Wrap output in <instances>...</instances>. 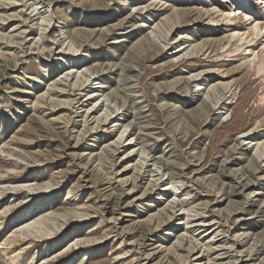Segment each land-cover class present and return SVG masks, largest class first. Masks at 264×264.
<instances>
[{
	"label": "rangeland",
	"instance_id": "rangeland-1",
	"mask_svg": "<svg viewBox=\"0 0 264 264\" xmlns=\"http://www.w3.org/2000/svg\"><path fill=\"white\" fill-rule=\"evenodd\" d=\"M0 264H264V0H0Z\"/></svg>",
	"mask_w": 264,
	"mask_h": 264
},
{
	"label": "bare ground",
	"instance_id": "bare-ground-1",
	"mask_svg": "<svg viewBox=\"0 0 264 264\" xmlns=\"http://www.w3.org/2000/svg\"><path fill=\"white\" fill-rule=\"evenodd\" d=\"M256 10V9H255ZM257 11V10H256ZM261 13V10L259 9V14ZM256 15V14H255ZM259 28V26H255L254 27V31H256L257 29ZM107 34V33H106ZM246 40V38L243 36V35H240V34H238V36H237V41L238 42H243V41H245ZM161 41H162V39H161ZM165 42V41H164ZM165 46H167V45H165ZM179 47V46H178ZM178 47H176V50H177V48ZM246 51H248L249 53H250V55H251V57L252 58H249V61L248 62H250V64H253V62H255L256 61V59H257V55L255 54V49L253 48V46H252V44L250 43L249 45H248V47L246 48ZM185 56H187L188 54H184ZM76 56H74V57H72V59H70V60H66L65 61V63H64V66H63V68H62V73H64V72H66L65 74H64V76L62 77L63 78V80H65V81H68L71 77H75V74L73 73V70L74 69H79V67L78 66H76V67H73L74 66V64H75V62H76ZM73 67V68H72ZM202 75V73H200V74H195V75H192L191 77H190V79L188 80L189 82H191V80L192 79H194V78H197V77H200ZM188 82V83H189ZM231 95L232 94H230V92H227V93H223V94H220V96H221V99H225L226 101H227V103H226V105H228V104H230V102H229V98L231 97ZM209 97V96H208ZM107 102L109 101L108 99L106 100ZM220 114H224L223 112H220ZM116 122H120V121H116ZM136 125V124H135ZM120 127H124V129H126L125 131H123L122 133H121V139L125 136V134H126V132H127V129L130 127V125H127V126H123V125H121V123H120ZM135 128H137V126H134V129ZM250 186L249 185H246L245 186V190H250L251 188H249ZM34 225H36V226H41L42 224H44L43 222H42V220H39V221H36L35 223H33ZM29 227H31V226H29ZM49 232V231H48Z\"/></svg>",
	"mask_w": 264,
	"mask_h": 264
}]
</instances>
